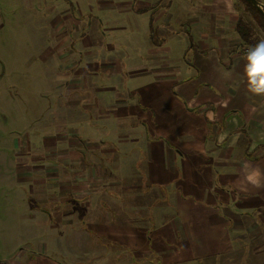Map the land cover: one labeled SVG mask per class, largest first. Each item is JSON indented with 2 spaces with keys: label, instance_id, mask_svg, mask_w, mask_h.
Returning a JSON list of instances; mask_svg holds the SVG:
<instances>
[{
  "label": "rangeland",
  "instance_id": "rangeland-1",
  "mask_svg": "<svg viewBox=\"0 0 264 264\" xmlns=\"http://www.w3.org/2000/svg\"><path fill=\"white\" fill-rule=\"evenodd\" d=\"M231 2L229 8L238 11L235 27L238 37L237 25L242 20L252 31L254 45L264 39V16L245 0ZM209 4L207 7L212 6ZM198 8L196 0H0L1 262L19 261L23 251L39 252L40 244H52L56 237L60 240L61 253H64L59 256L61 263L71 264V250L76 249H71L64 237L75 228H83L90 233L87 249L95 253L91 258H84L83 264L192 262L190 242L175 239L177 237L173 232L169 215L174 217L177 208L158 199L156 189L165 184L164 189L159 190L163 196L193 191L196 194L199 191L207 197L205 200L210 201L213 188L219 186L221 176L218 172L223 169L215 166L214 159L201 166L197 164L201 161L192 162L190 166L186 163L179 175L175 167L172 168L175 170L173 174L166 165H162L164 177L157 182L146 174L149 160H146L145 152L137 155L140 164L135 168L132 157L125 158L121 163L122 156L105 155L104 143L98 141L104 140V137L112 140L136 138L142 143L149 137L154 139L153 112L145 110L147 105L157 106L161 117L163 114L168 117L178 114L180 118L173 120V124L182 121V113L178 110L184 107L180 102L182 100L176 102V97L167 93L172 91L171 83L154 79L150 67L153 69L156 58L150 56L155 46L154 38L165 42L163 46L168 47L160 50L159 54L163 56L160 61L165 60L170 52L173 59L179 57L182 43L190 34L183 11ZM231 20L233 23V16ZM159 28L168 33H160ZM251 47L244 44L243 49L247 52ZM179 64L183 66L181 62ZM158 87L166 88L161 93H167V97L161 94L154 104L155 97L151 96L150 90ZM104 89L115 91L107 93ZM178 95L186 98L181 92ZM108 107L119 109L121 116H128V109L137 113L130 116L131 119L124 124L125 128L118 127L113 125L115 113H108ZM144 121L150 124L147 129L143 126ZM161 121L160 127L166 123L164 119ZM135 122L139 132L130 133V123ZM75 126L81 128L79 136L73 133ZM89 126L92 127L84 129ZM64 135L84 142L88 156L98 153L99 156L95 155L96 159L90 161V165L100 173L97 166H103L104 177L101 182L94 183L88 194L75 196L71 223L57 225L55 229L51 224H57L56 220L46 225L35 215L22 216L41 210H48L46 213L51 212L54 216H58L59 212L52 204L55 202L42 203L41 197L30 193L28 185L23 187L19 183L23 175L16 171L24 152L28 154L24 150L26 140L37 145L39 139L42 142L43 138L52 141L54 137ZM161 135L172 147H179L171 132ZM65 142L62 141L58 148L67 153ZM96 143L102 144V148L96 147ZM49 151L57 153L58 149ZM26 157L29 159L31 156L28 154ZM50 157L56 159L53 154ZM30 162L33 164L34 161ZM129 170L130 174H139L138 185L142 188L140 198L143 208L137 214L129 209L134 200L133 189L129 186H134L135 182L127 173ZM123 182L127 185L125 189ZM160 210L164 214L158 216ZM124 213L126 216L122 217ZM39 215L42 216V212ZM86 231L83 233L86 234ZM258 241L264 242L254 239L250 242L251 248ZM245 246L237 253L213 255L201 262L215 264V260L219 259L217 264L222 261H226L222 264H235L231 256L238 260L237 264H247L248 258L251 264H254L255 257L264 259V254L258 256L253 250L247 253L245 260ZM106 248L109 249L107 252ZM33 257L38 264H52L54 258L37 254Z\"/></svg>",
  "mask_w": 264,
  "mask_h": 264
},
{
  "label": "crops",
  "instance_id": "crops-1",
  "mask_svg": "<svg viewBox=\"0 0 264 264\" xmlns=\"http://www.w3.org/2000/svg\"><path fill=\"white\" fill-rule=\"evenodd\" d=\"M196 1L199 4L198 9L183 11L190 34L182 43L181 55L173 59L170 52L169 56L168 53L166 54L165 60L160 61L163 58L159 54L160 50L168 47L163 46L165 42L153 38L155 46L150 56L153 59L156 58L154 70L150 67L154 79L171 83L172 91L167 93L173 94L176 102L182 100L180 102L184 107L177 108L182 113V121L179 124H173V120L180 118L178 114L170 115V117L163 114L161 117L158 115L157 106L147 105L144 107L145 110L149 109L153 112L151 124L155 125L154 139L149 137L142 143L136 141V138L122 137L112 140L104 137V140L98 142L104 143L105 155L122 156L121 163L125 158L132 157L135 168H138L140 164L137 155L145 152L146 160H149L146 174L157 182L164 177L162 165H166L173 174L177 169L179 175L183 172L182 166L186 163L190 166L192 162L201 161L197 163L201 166L207 160L214 159L215 166L223 170L218 172L221 176L219 186L213 188L214 193L209 197L210 201L205 200L207 197L201 195L199 191L196 194L193 191L163 196L159 190L165 187V184H161V188L156 189V197L176 206L177 214H174V217L169 215L174 226L173 232L177 237L175 239L189 241L191 244L192 262L178 264H207L201 261L213 255L237 253L243 249L244 245H247L244 250V257L247 260L246 255L249 251L254 250L258 256L264 254V242L258 241L253 248L250 246L252 245L250 242L254 239L264 240V95L253 94L248 89L247 77L244 73L247 52L243 49L242 38L236 34L238 11L235 8H229V5H232L231 0H208L211 7H207L209 2H204L206 0ZM261 2L264 3L262 0ZM204 4H206L205 8ZM224 5L227 7L224 8ZM232 16L233 23H231ZM159 29L162 34L168 33L163 28ZM176 59L177 63H175ZM180 62L183 66L179 64ZM165 89L158 87L153 91L150 90L151 96L155 97L154 104ZM104 90L107 93L115 91V89ZM178 92L183 93L186 98H180ZM167 93L162 95L167 97ZM172 102L174 103V99ZM118 110L108 107L110 111L108 113H115L113 125L125 128L124 124L137 111L128 109L130 112L128 116L127 114L121 116ZM101 112L105 113V111ZM161 119H164L166 123L160 127V122H163ZM142 123L146 129L150 125L146 121ZM91 127H84V129ZM130 130V133L139 132L136 122L130 123ZM73 131L76 136L81 134V128L78 126L73 127ZM163 132H171L179 143V147L168 144L167 138L161 135ZM64 137H54L52 141H46L43 138V142L39 139L37 145L26 140L24 150H27L31 157L28 159L26 157L28 154L24 152L20 162L17 163L16 171L23 175L22 181H19L23 187L28 185L30 193L41 197L42 203L55 202L56 204H52L56 205L59 212L58 216L56 214L54 216L51 212L46 213L48 210H41L39 212H42V216L38 211L22 216L34 217L35 215L36 218L41 219V223L46 225L56 220L57 224H51L52 227L55 226V229L57 225L71 223L72 200L75 196L92 191L94 183L101 182L104 177L103 166H97L101 170L100 173L90 165V161L99 156L98 153H94L92 157L88 156V149H84L83 146L84 142L77 137ZM92 138L91 136L90 139ZM62 141L70 144L68 148L67 142L64 143L67 153L58 148ZM103 145L96 143L95 146L102 148ZM56 149L60 152L50 153L49 151L55 152ZM51 154L56 159L51 158ZM16 156L19 158V154ZM30 161H34L33 164ZM174 167L175 170L172 169ZM253 171H258L260 174L255 180L249 178ZM130 172L131 170L127 173L129 176L132 175L135 182H133L134 186L132 184L129 186L133 189L134 195L129 209L137 214L143 208L140 198L142 188L138 185L139 174H130ZM126 187L127 185L123 182V188ZM58 205L59 208H57ZM28 209L34 211L30 207ZM157 214L161 216L164 212L160 210ZM125 216L124 213L122 217ZM83 231L86 230L75 228L69 236L66 234L64 237L71 249H76L71 250L70 256L73 257L71 264H83L84 258L95 255L87 249L91 239L90 233L86 231L84 234ZM56 240L58 243H55ZM60 247V240L55 237L52 244L47 242L40 244L39 252L23 251L20 255L21 260H15L13 263L0 261V264H38L33 254L45 258L54 257L52 264H62L59 256L64 253H61ZM105 250L107 252L109 249ZM55 257L58 259L56 260ZM231 258L237 264L238 260L232 256ZM254 259V264H264L261 256ZM218 261L220 260L216 259L215 264ZM225 262L222 261V263ZM247 264H251L249 258Z\"/></svg>",
  "mask_w": 264,
  "mask_h": 264
},
{
  "label": "clouds",
  "instance_id": "clouds-1",
  "mask_svg": "<svg viewBox=\"0 0 264 264\" xmlns=\"http://www.w3.org/2000/svg\"><path fill=\"white\" fill-rule=\"evenodd\" d=\"M244 73L251 93L264 95V39L259 40L246 53ZM258 171L250 174V179L259 177Z\"/></svg>",
  "mask_w": 264,
  "mask_h": 264
},
{
  "label": "trees",
  "instance_id": "trees-1",
  "mask_svg": "<svg viewBox=\"0 0 264 264\" xmlns=\"http://www.w3.org/2000/svg\"><path fill=\"white\" fill-rule=\"evenodd\" d=\"M246 1V0H245ZM246 3L250 6H253L254 8H256L254 5L248 3L246 1ZM257 9V8H256ZM258 10V9H257ZM259 11V10H258ZM260 12V11H259ZM261 13V12H260ZM237 30H238V33L240 34V37L242 38V40L244 41V44L246 45H251L253 46L254 43H253V39H252V31L251 29L246 26L243 21H239L238 22V25H237Z\"/></svg>",
  "mask_w": 264,
  "mask_h": 264
},
{
  "label": "water",
  "instance_id": "water-1",
  "mask_svg": "<svg viewBox=\"0 0 264 264\" xmlns=\"http://www.w3.org/2000/svg\"><path fill=\"white\" fill-rule=\"evenodd\" d=\"M246 1L254 5L264 16V3H262L260 0H246Z\"/></svg>",
  "mask_w": 264,
  "mask_h": 264
},
{
  "label": "built area",
  "instance_id": "built-area-1",
  "mask_svg": "<svg viewBox=\"0 0 264 264\" xmlns=\"http://www.w3.org/2000/svg\"><path fill=\"white\" fill-rule=\"evenodd\" d=\"M249 50V49H248Z\"/></svg>",
  "mask_w": 264,
  "mask_h": 264
}]
</instances>
